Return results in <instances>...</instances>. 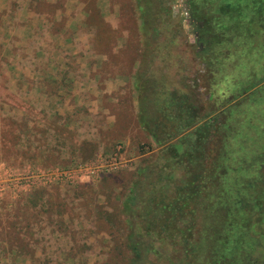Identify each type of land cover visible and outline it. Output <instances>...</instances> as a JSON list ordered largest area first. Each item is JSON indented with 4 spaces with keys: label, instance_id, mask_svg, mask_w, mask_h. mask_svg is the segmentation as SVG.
Instances as JSON below:
<instances>
[{
    "label": "rangeland",
    "instance_id": "1",
    "mask_svg": "<svg viewBox=\"0 0 264 264\" xmlns=\"http://www.w3.org/2000/svg\"><path fill=\"white\" fill-rule=\"evenodd\" d=\"M78 2L88 14L87 30L52 32L64 43L51 42L49 36V46L34 48L35 56L19 50L11 34L0 32V179L7 184L0 199V264H122L128 234L122 204L130 183L139 167L166 164L161 147L138 124L135 88L139 75H147L149 59L148 75L157 73L154 43L162 41L161 28L142 34L134 0ZM54 4L40 8L54 9ZM164 5L176 20L172 27L182 32L175 80L185 84L208 119L225 123L232 112L231 124L251 118L264 126V54L230 47L226 53L218 50L222 53L215 58H203L186 22L184 1L164 0ZM72 19L73 24L79 20L72 15L65 21ZM8 21L7 28L19 23ZM86 47L93 48L87 49L89 63L80 65ZM97 59L113 65L98 66ZM48 72L51 80L28 78ZM98 75L108 76L97 81ZM260 75V85L242 92ZM107 89L112 93L103 94ZM92 168L91 175L81 176ZM170 170L180 175L181 170ZM61 173L73 179H58ZM43 176L51 177L50 183L38 185Z\"/></svg>",
    "mask_w": 264,
    "mask_h": 264
},
{
    "label": "trees",
    "instance_id": "2",
    "mask_svg": "<svg viewBox=\"0 0 264 264\" xmlns=\"http://www.w3.org/2000/svg\"><path fill=\"white\" fill-rule=\"evenodd\" d=\"M134 1L142 34L156 27L163 36L154 43L156 75H148L149 59L148 76L139 75L135 88L138 124L166 164L139 167L130 183L122 204L128 229L122 264H264V126L251 118L231 124L232 112L225 123L208 119L175 80L182 32L172 27L171 11L164 0ZM183 1L201 57L230 47L264 54V0ZM261 82L260 75L242 92Z\"/></svg>",
    "mask_w": 264,
    "mask_h": 264
},
{
    "label": "crops",
    "instance_id": "3",
    "mask_svg": "<svg viewBox=\"0 0 264 264\" xmlns=\"http://www.w3.org/2000/svg\"><path fill=\"white\" fill-rule=\"evenodd\" d=\"M61 1H65L64 5L58 4ZM72 2L68 4V0H0V17H1V26H0V32L1 33H9L12 36L9 37L10 41L16 40L17 41V47L19 50H24V53L34 56L35 54L34 48L38 51L39 49H46L49 46L48 38L51 36V42L60 41L61 43H64V39L60 38L59 36H53L52 32L60 31L62 33L67 32H81L84 30H87V26L84 21V19L88 16L87 12L83 8V5L80 4L78 1L80 0H71ZM54 4L53 8L50 10L42 11L41 4ZM79 3V4H77ZM72 6H75L74 8ZM63 8L64 10H62ZM76 10H73V9ZM84 9V12H83ZM74 12V13H73ZM85 13V14H84ZM87 14V16H86ZM74 15L75 17H78L79 20L76 21V24H73L72 21H65L67 17L71 18V16ZM10 18H13V20H17L19 23L17 24L16 28H7L10 22ZM89 29V26H88ZM39 34H46L47 36H44V39H41ZM8 37V35H7ZM89 37V36H87ZM60 38V39H59ZM83 40V39H82ZM85 40V39H84ZM44 41V42H43ZM87 41V40H86ZM19 42V43H18ZM59 42V45H60ZM1 44L4 45L3 37L1 36ZM32 44V47H30ZM87 44L88 41H87ZM19 45V46H18ZM27 48H31L32 50H28ZM26 49V50H25ZM87 49L92 50L93 48L86 47L85 49V56L80 57L78 63L80 65H83L84 63H89V53ZM52 54L54 55V49L51 50ZM79 53L77 51H73L72 56L77 57ZM87 56V57H86ZM86 57V58H85ZM95 58V57H94ZM87 59V60H86ZM83 60H86L85 62ZM39 61L38 63H40ZM93 62V60L91 61ZM109 62V63H108ZM77 63V61H76ZM94 63L99 65H104L106 63L113 65V62L108 59H97L94 61ZM87 66V65H86ZM100 69V68H98ZM88 68H86V71ZM83 71V70H82ZM101 71V70H98ZM104 71V70H103ZM47 72V71H45ZM88 73V72H87ZM50 75V72L47 73V75H43L39 78L35 77L34 75L29 76L28 78L30 80H40L43 81V79H49L51 80V77H48ZM99 78H96L97 81L106 79L105 75L104 77H101V75H98ZM111 79V78H107ZM95 80V79H93ZM108 91H102L103 94L105 93H112V89H107Z\"/></svg>",
    "mask_w": 264,
    "mask_h": 264
},
{
    "label": "built area",
    "instance_id": "4",
    "mask_svg": "<svg viewBox=\"0 0 264 264\" xmlns=\"http://www.w3.org/2000/svg\"><path fill=\"white\" fill-rule=\"evenodd\" d=\"M92 170H93V168L92 169H90L89 171L88 170H85V171H83L82 172V174H81V176H84L85 175V173L87 174V175H91L93 172H92ZM52 175V174H51ZM46 176V175H45ZM45 176H43L42 178H41V180H39L38 181V185H42V184H44V183H50V181H51V177H48V178H46ZM53 176V175H52ZM58 179H61V180H64V181H70V180H72L73 179V177L71 176V174H69V173H61V174H57V175H55ZM1 178L2 179H4L2 176H1ZM37 182V181H36ZM33 183H35V182H32V184ZM28 185H31V183H28ZM7 184H6V181H3V180H1L0 179V199L6 194V190H7Z\"/></svg>",
    "mask_w": 264,
    "mask_h": 264
}]
</instances>
